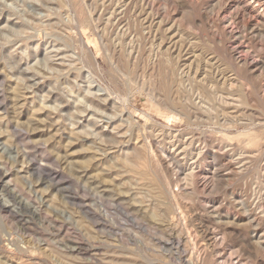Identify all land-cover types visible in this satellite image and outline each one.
Listing matches in <instances>:
<instances>
[{"label":"rangeland","instance_id":"obj_1","mask_svg":"<svg viewBox=\"0 0 264 264\" xmlns=\"http://www.w3.org/2000/svg\"><path fill=\"white\" fill-rule=\"evenodd\" d=\"M254 8L0 0V264H264Z\"/></svg>","mask_w":264,"mask_h":264},{"label":"bare ground","instance_id":"obj_2","mask_svg":"<svg viewBox=\"0 0 264 264\" xmlns=\"http://www.w3.org/2000/svg\"><path fill=\"white\" fill-rule=\"evenodd\" d=\"M253 4H255L257 7H258V9L260 10H263V12H264V0H250ZM234 3V2H233ZM248 4V3H247ZM236 6H241L242 4L241 3H239V1L238 2H236V4H235ZM245 5V4H244ZM154 8V7H153ZM248 8V5H246L245 7H243V9L246 11V9ZM253 8V7H252ZM249 9V8H248ZM257 8H254V10H258ZM244 11V12H245ZM245 14H246V12H245ZM88 19V18H87ZM235 24L237 23V24H241V18L238 16V14H237V16H235ZM239 26H241V25H239ZM252 27V26H251ZM264 27V26H263ZM245 28H246V26H245ZM244 28V29H245ZM263 34H264V32H262L261 30L258 32V36H260L261 38L263 37ZM241 36V35H240ZM73 40V39H72ZM108 48V47H107ZM83 61V60H82ZM122 61V60H121ZM97 62V61H96ZM123 62V61H122ZM121 63V62H120ZM245 63V62H244ZM120 65V64H119ZM250 65V64H249ZM124 66V65H123ZM246 66V65H245ZM126 70H128V69H126ZM252 70V69H251ZM124 71V70H123ZM165 74V73H164ZM155 75H157V74H155ZM236 79V78H235ZM169 81V80H168ZM236 82V81H235ZM237 82H239V81H237ZM166 83H167V80H166ZM163 85V84H162ZM166 86V85H165ZM250 87V86H249ZM162 89V88H161ZM207 93V92H206ZM166 95H167V93H166ZM227 95V94H226ZM223 102V101H222ZM171 104V103H170ZM220 104V103H219ZM240 107V106H239ZM185 108V107H184ZM188 115V114H187ZM184 116V115H183ZM189 119H190V117H188ZM193 118V117H192ZM191 118V119H192ZM194 119V118H193ZM146 128V127H145ZM134 131V130H133ZM147 137V136H146ZM70 153V152H69ZM139 160V159H138ZM136 163V162H135ZM137 164V163H136ZM177 165V164H176ZM145 176V175H144ZM146 180V179H145ZM155 217V216H154ZM158 221V220H157Z\"/></svg>","mask_w":264,"mask_h":264}]
</instances>
